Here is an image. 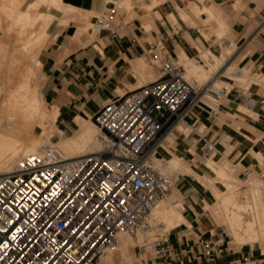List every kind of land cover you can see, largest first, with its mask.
Listing matches in <instances>:
<instances>
[{"label": "crops", "instance_id": "0c3cea01", "mask_svg": "<svg viewBox=\"0 0 264 264\" xmlns=\"http://www.w3.org/2000/svg\"><path fill=\"white\" fill-rule=\"evenodd\" d=\"M69 6L81 14L67 17ZM46 9L53 18L35 59L44 76L42 94L61 125L57 128L70 137L82 131L91 135L90 121L104 103L156 77L151 49L161 46V53L180 56L187 67L195 59L189 55L207 48L215 53V39L228 34L216 55L229 49L225 58L246 71L245 82L232 83L228 91L208 88L217 101L200 95L184 120L165 130L162 140L169 136V147L156 146L163 145L158 155L177 156L188 168L178 172L170 189L184 221L160 237L168 252H157L149 243L133 248L122 239L98 264H264V248L250 244L255 241L240 246L230 241L212 206L213 191L223 190L218 169L234 178L232 166L255 176L264 171V0H62L60 8ZM195 9L203 11L192 13ZM100 13L110 14L109 25L83 32ZM241 92L252 102L237 97Z\"/></svg>", "mask_w": 264, "mask_h": 264}, {"label": "built area", "instance_id": "2783aa9c", "mask_svg": "<svg viewBox=\"0 0 264 264\" xmlns=\"http://www.w3.org/2000/svg\"><path fill=\"white\" fill-rule=\"evenodd\" d=\"M109 22L110 14L100 13L94 25ZM160 49H151L155 78L94 114L99 149L72 158L29 153L0 172V264H98L120 233L147 224L173 184L151 165V148L184 120L196 93L183 66ZM237 97L252 102L244 92ZM149 245L168 252L160 238Z\"/></svg>", "mask_w": 264, "mask_h": 264}, {"label": "bare ground", "instance_id": "6f19581e", "mask_svg": "<svg viewBox=\"0 0 264 264\" xmlns=\"http://www.w3.org/2000/svg\"><path fill=\"white\" fill-rule=\"evenodd\" d=\"M3 1H7V8L2 10V14L8 19L3 23L7 30L4 31L8 33L13 27L16 36L8 37L9 33L8 36L3 35L0 40V172L13 170L21 157L29 153L44 154L53 151L64 158H72L99 149L98 128L93 121L90 122L95 129L94 136L82 131L79 137H70L57 128L58 138L55 141L50 140L49 130L54 124L56 113L47 106L36 79L32 78V74L35 75L36 71L31 70L32 63L27 56L28 49L37 46L45 36L46 27L52 16L48 11L38 8L41 4L60 8L62 0H33L24 8H20L22 0H0V3ZM2 6L4 7V4ZM33 9L37 10L33 11ZM80 11L76 7L69 6L64 13L69 17ZM85 29L87 27H84ZM228 53L229 49H225L221 56L211 51L203 52L202 55L213 60L208 63L210 64L208 68L205 63L196 59L188 63L187 67L182 62L180 64L184 68L185 77L196 87L199 77L207 73L204 76L206 77L210 71L214 72ZM33 65L39 67L38 59ZM231 68L230 66L225 68L224 72L229 73ZM205 96L208 97L204 94ZM150 155L151 165L164 174L153 164V161L157 160L156 149H152ZM185 163L177 156H170L166 159L164 167L174 172L176 170L184 172L188 169ZM216 173L223 183V190L213 191L215 200L212 206L220 221L224 222L232 238L237 242L264 241V180L257 175H250L244 177L242 182H238L223 168L218 169ZM242 186H245L242 189V197H238L236 190ZM171 194L169 190L155 202L150 209L148 222L142 228L161 224L160 229H167L181 220L184 221L177 209V203L168 199ZM136 231L130 234L132 238H135ZM117 243L116 240L113 247Z\"/></svg>", "mask_w": 264, "mask_h": 264}, {"label": "rangeland", "instance_id": "374dc122", "mask_svg": "<svg viewBox=\"0 0 264 264\" xmlns=\"http://www.w3.org/2000/svg\"><path fill=\"white\" fill-rule=\"evenodd\" d=\"M30 1H33V0H22L21 1V4H20V8H24L25 7V5L26 4H28ZM200 1H202V0H200ZM4 4V7L2 6L3 4ZM5 3H6V5H5ZM124 3V2H123ZM124 4H127V2H125ZM203 5V4H202ZM0 6H1V8H0V40L3 38V35H5V34H7L6 36H8L9 35V33H10V35L8 36V37H12V36H16V30H15V28H10L9 29V31H8V33L7 32H5V31H7L6 30V28H5V26H4V22L5 21H8V19L5 17V16H3V14H2V10L3 9H6L7 8V1H3V2H1L0 3ZM6 7V8H5ZM203 7V6H202ZM46 8H49V7H47V6H45L44 4H41L40 6H39V8L38 9H42V10H45V11H48ZM37 9H33V11H36ZM201 11H203V10H201ZM200 10H197V9H195V10H192V13H199V12H201ZM99 15L100 14H95V17H96V19L99 17ZM4 17V18H3ZM53 18V15L50 17V20ZM212 19L214 18L215 19V17H211ZM95 19V20H96ZM95 20L93 21V22H91L90 21V23L87 25V29H85V31H83V32H85V33H91V34H93V33H95V32H97L98 31V29L97 28H95V26H94V23H95ZM203 22H204V20H203ZM3 24V25H2ZM6 24V23H5ZM4 28V29H3ZM5 30V31H4ZM228 36V34H226V35H224V36H222V37H218L217 39H215V45H214V48H213V50L212 51H214L215 52V54H220L221 53V50H222V48H223V46L225 45V43L226 42H223V40L226 38ZM47 40H48V33H46L45 34V36L38 42V44H37V46H32V47H30L29 49H28V58H29V61L32 63V67H31V70H32V72L33 71H36V72H34L35 73V75H33L32 73V78H33V80H35V81H37V83H38V85H39V89H40V91L42 92V84H43V76H42V73H41V70H40V67H35L34 65H33V63L34 62H36V59H35V55H36V53L38 52H40L41 51V49L45 46V44H46V42H47ZM230 43H231V45H232V47H233V49H234V47H235V42H234V40L233 39H230ZM39 50V51H38ZM208 50H211V49H209V48H207L206 49V51L205 50H203V51H198L197 52V55H194V54H191V55H189V56H191V57H193V58H195L196 60H199V61H201L202 63H205L206 65H207V68L208 67H210L209 65H208V63L210 62H212L213 60L212 59H208V57H206V56H204V55H202V53L203 52H207ZM180 52H181V50H179L178 51V53L180 54ZM200 55H202V56H200ZM201 58H200V57ZM184 58H185V60H186V57L184 56ZM206 59V61H205V59ZM201 59V60H200ZM34 60V61H33ZM177 60H178V62L179 63H181V60H180V56L177 58ZM230 60H231V58L229 57V56H227L225 59H224V61L222 60V63L218 66V68L216 69V70H214V72L212 71H210V73L208 74V76H206V77H204L205 75H207V73L204 75V76H200L199 77V81L197 82V87H196V93L194 94V96H193V100H192V102L193 101H195L196 99H198L199 97H200V95H202L203 94V96H204V94L206 93L207 95H210L211 93H210V91H208V90H206V88L208 87V88H214V89H218V87H220V86H226V89H227V91L228 90H230V88H231V85H232V83H234V82H239L240 84H243L244 82H245V76H246V71H245V69H243L242 67H240L239 66V64H237L236 62H230ZM184 63V62H183ZM230 63V65H232V68L231 69H229V73H225L223 70H224V68L228 65ZM0 68H1V65H0ZM36 68V69H35ZM35 69V70H34ZM237 69H239L240 71H241V75L240 76H237L236 74H235V71L237 70ZM40 72V73H39ZM40 75V77H38ZM36 76H37V78H36ZM42 76V77H41ZM184 76H185V74H184ZM41 78V79H40ZM147 78H149V79H151V78H153V73L151 74H148L147 75ZM42 80V81H41ZM41 81V82H40ZM219 82V83H218ZM210 84H213V85H210ZM210 85V86H209ZM43 95V94H42ZM211 96V95H210ZM210 96H205L207 99H211V101H214V102H216L217 101V99L216 98H213V97H210ZM210 97V98H209ZM43 98H44V96H43ZM205 98H203V100H204ZM214 99V100H213ZM44 100L46 101V99L44 98ZM46 103H47V106H49V104H48V102L46 101ZM61 125H58V123H57V117L55 118V120H54V124L51 126V128H50V130L49 131H51V133H49V135H51V137H50V140H52V141H55L57 138H58V136L57 135H55L56 134V132L58 133V130H57V127H60ZM187 126V125H186ZM92 127H93V125H92ZM187 129L188 130H186L185 132H188L189 130H190V127L189 126H187ZM94 131H95V129H94V127H93V130H92V133H91V135L90 136H94ZM164 133H166V131H164V132H162V134H161V136H160V138H158V140H156V142L153 144V146H152V148L151 149H157V150H163V145H164V147H169L168 145H167V142H168V140L169 141H171V138L168 136L167 138L168 139H165V140H162V137H163V135H164ZM72 134V133H71ZM67 135H70V134H67ZM78 141H80L79 139H77ZM160 143H163V145H159L158 147H156L158 144H160ZM152 151V150H151ZM150 158H152V157H150ZM168 157H166L165 156V152H160V154L159 155H157V157H156V159L157 160H155V161H153V164L154 165H156L158 168H160L163 172H164V175L165 176H167L168 178H169V180L173 183L174 181H175V179H176V177H177V174H178V172H179V170H176L175 172L173 171V170H169V169H166L165 167H164V164H165V161H166V159H167ZM164 159V160H163ZM232 166V165H231ZM232 168H233V173L235 174V179H236V181H238V182H242L243 180L242 179H244V177H246V176H250L249 174H251L252 172H248V173H245V172H240V169H238L236 166H232ZM212 174V173H211ZM213 176V174L211 175V177ZM258 177L259 178H261L262 180H264V177L262 178L261 177V175H258ZM215 182H216V184H217V186H216V188H220V184H219V182L218 181H216V180H214ZM174 187V184H172V186H171V188H173ZM243 188H245V186H242V187H239L237 190H236V194L238 195V197H242V189ZM170 197L171 196H169L168 197V199L170 200ZM220 219V218H219ZM221 220V219H220ZM221 224H222V228H223V230H224V232H225V234H226V236H227V238L230 240V241H232V242H234L235 244H237L238 246H240V244H248V243H244V242H237L236 240H234L233 238H232V235L230 234L231 232H230V230L227 228V226L224 224V222H222L221 221ZM161 225V224H160ZM160 225H156L155 227L153 226V227H151V228H146V229H144V228H140V229H137V231H136V236H135V238H137L136 240H134L133 238H132V236L129 234V233H126V232H123V233H120L119 235H118V237H117V241L119 242L120 240H122V239H125V240H127L128 241V243H127V245L126 246H128V245H133V248H134V246L135 247H138V246H140V245H145L146 243H153L154 242V240H156V239H158V238H160V237H162V236H164L165 234H166V232H168V229L169 228H165V229H160L159 227H160ZM225 227L227 228V229H225ZM149 229V230H148ZM250 244H252V245H256V246H262L263 248H264V241H255V242H250ZM119 246H116V247H108V248H106V250H105V252L101 255V257H100V260L101 261H103L104 259H106V258H108V255H110V254H112V253H115V249L116 248H118ZM263 251H264V249H263ZM107 255V256H106Z\"/></svg>", "mask_w": 264, "mask_h": 264}]
</instances>
